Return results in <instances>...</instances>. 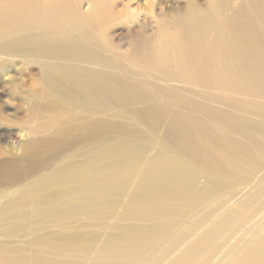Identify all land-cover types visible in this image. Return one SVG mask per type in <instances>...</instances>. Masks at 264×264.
<instances>
[{"label": "rangeland", "instance_id": "rangeland-1", "mask_svg": "<svg viewBox=\"0 0 264 264\" xmlns=\"http://www.w3.org/2000/svg\"><path fill=\"white\" fill-rule=\"evenodd\" d=\"M26 4L45 10L39 25L47 23L50 15L65 20L64 25L87 29V43L112 62L121 80L147 92L145 100L130 109L155 102L167 113H176L195 133L189 140L213 142L211 158L220 159L231 144L245 143L257 164L249 180L251 188L255 186V178L264 174V155L257 153L256 137L247 141L236 124L248 119L264 123V0H0V41L20 37L24 22L35 25L31 16L22 18L15 12V6ZM174 35L176 40L171 39ZM160 47L167 57L158 52ZM174 59L184 61L187 71L199 65L198 78L186 79L190 74L182 69L185 78L180 79L167 67ZM37 75L35 64L0 53V264H225L230 256L244 253L255 235L264 238L260 229L264 222L258 216L239 221V216L244 217L239 201L248 199L244 185L230 188L236 189L235 196L227 188L175 212L147 216L143 203L129 205L133 185L107 211L96 199L80 208L72 200L73 188L66 191L50 181L40 187L37 204L18 208L14 203L18 192L52 180L87 156L86 144L72 141L46 145L45 153L32 158L22 156L32 139L31 130L47 121L37 111L46 101ZM235 78L246 84L236 87ZM129 111L121 110L125 118ZM130 121L121 120L122 125ZM131 129L150 143L148 158H153L160 151V139L144 127ZM222 162L225 165L228 159ZM205 177L202 171L198 186ZM230 212L237 217L221 227L212 242L198 240L208 226L222 224Z\"/></svg>", "mask_w": 264, "mask_h": 264}, {"label": "bare ground", "instance_id": "bare-ground-1", "mask_svg": "<svg viewBox=\"0 0 264 264\" xmlns=\"http://www.w3.org/2000/svg\"><path fill=\"white\" fill-rule=\"evenodd\" d=\"M15 8L19 10L15 12L22 18L28 16L34 18L35 25L31 24L34 26L32 27L30 23L24 22L21 25L24 31L20 37L0 41V53L8 58H21L37 66V82L46 98L37 111L47 118L44 125L31 130L32 139L24 145L22 156L32 158L45 153L46 145L70 144L71 141L86 144L83 152L87 154L81 163L72 162L52 180L34 184L31 189L18 192L14 202L18 208L23 210V207L29 203L37 204L40 187H46L50 181H52L51 186L59 185L66 191L73 188L75 192L72 200L78 202L80 208L90 205L96 199L100 202L102 210L107 211L115 204H119L121 196L133 185L129 205L143 203L144 214L147 216L160 215L166 211L175 212L210 193L244 185L249 195H246L247 200L239 201V210L244 214V217L239 216V221L258 216L264 222V174L255 178V186L251 188L252 182L249 180L254 177V166L257 164L254 165L255 159L249 157L250 151L244 147L245 143L231 144L229 150L223 151L224 154L220 159L211 158L210 154L214 152L213 142L207 139L203 141L201 138L189 140V137L195 133L176 113H167L155 102L136 109L129 108L131 105L143 102L147 92L140 89L137 84L121 80L112 70V62L101 56L100 52L93 50L92 44L87 43L90 41L89 33L85 31L87 29L64 25L65 20L62 22L58 17L50 15L47 23L39 25L42 23L40 20L45 10L39 9L40 7L34 4L15 6ZM89 11L91 13L95 10ZM97 13L99 14V10ZM94 28L96 30V27ZM99 30L96 31L98 34H100ZM184 33L188 35L187 32ZM176 38L177 35L171 37L173 40ZM161 48L158 52L163 57L165 52ZM238 60H241L240 56ZM168 64L167 67L178 73L180 79L185 78L182 69L185 70L187 65L184 61L174 59ZM200 70L199 65L197 67L194 64L193 67L188 68L189 72L185 70L190 74L186 79L190 77L196 80ZM212 70L214 73V67ZM212 82L214 83V78ZM232 82L236 87H243L246 84L236 78ZM129 90L133 93L127 95ZM121 110H130L129 117L125 118ZM123 119H131L130 125L126 123L122 125ZM131 126L144 127L149 130L150 135L160 139V151L153 158H148L150 143L144 142L143 136L138 131L132 130ZM236 129L251 143L256 137L257 153L264 155V123L248 119L245 122H238ZM172 153L178 157L170 156ZM244 154L251 160L243 158ZM224 159H228L225 165L222 162ZM202 171L206 177L198 186ZM230 190L229 195H237L236 189ZM249 190L251 193L248 192ZM170 201L177 203L176 206L171 205ZM235 214L230 212L225 216L224 222L217 223L215 227V222L212 223L198 240L203 243L212 242L213 237H216L214 235L220 234L229 220L236 216ZM221 227L223 228L219 231ZM261 228L264 231V224ZM244 249V253L239 255L230 256L232 254L230 253V258L225 260V264H264V238L257 239L255 235ZM210 252L212 253L211 250Z\"/></svg>", "mask_w": 264, "mask_h": 264}]
</instances>
